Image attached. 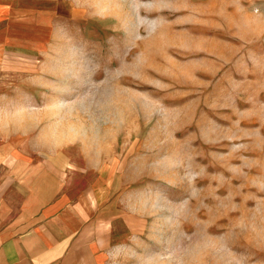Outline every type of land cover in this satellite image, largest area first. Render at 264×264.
<instances>
[{
  "label": "rangeland",
  "instance_id": "obj_1",
  "mask_svg": "<svg viewBox=\"0 0 264 264\" xmlns=\"http://www.w3.org/2000/svg\"><path fill=\"white\" fill-rule=\"evenodd\" d=\"M68 1L0 90L130 213L113 262L264 264V0Z\"/></svg>",
  "mask_w": 264,
  "mask_h": 264
},
{
  "label": "crops",
  "instance_id": "obj_2",
  "mask_svg": "<svg viewBox=\"0 0 264 264\" xmlns=\"http://www.w3.org/2000/svg\"><path fill=\"white\" fill-rule=\"evenodd\" d=\"M65 9L64 0H0V75L23 43L50 42ZM17 101L0 90V264H117L112 223L129 228L130 213L109 211L101 187L71 180L70 150L39 139L37 115L25 128Z\"/></svg>",
  "mask_w": 264,
  "mask_h": 264
}]
</instances>
